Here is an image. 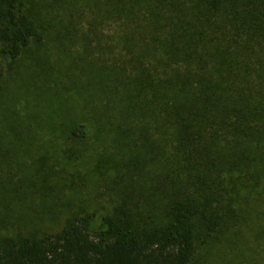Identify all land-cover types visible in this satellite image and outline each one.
<instances>
[{
	"label": "trees",
	"instance_id": "obj_1",
	"mask_svg": "<svg viewBox=\"0 0 264 264\" xmlns=\"http://www.w3.org/2000/svg\"><path fill=\"white\" fill-rule=\"evenodd\" d=\"M33 11L0 0L2 57L15 62L52 35ZM68 19L59 25L81 50L71 68L96 69L100 92L50 125L64 127L69 160L111 137L115 153L98 152L97 169L113 163L112 202L96 228V213L55 231L21 228L10 210L57 172L31 147L32 125L0 113V264H192L198 246L241 233L256 207L262 239L264 0H83ZM20 158L31 175L17 176Z\"/></svg>",
	"mask_w": 264,
	"mask_h": 264
},
{
	"label": "rangeland",
	"instance_id": "obj_2",
	"mask_svg": "<svg viewBox=\"0 0 264 264\" xmlns=\"http://www.w3.org/2000/svg\"><path fill=\"white\" fill-rule=\"evenodd\" d=\"M57 1L59 0H26L34 8V13L55 25L47 30L52 35L42 44L35 42L15 62L0 54V89L9 91L8 110L4 109V113L3 108H0V113L2 116L14 115L24 122L26 128L29 124L32 125L30 133L36 132L37 138L31 140V147H34L36 155H47L48 163L57 172L50 176L45 188L27 190L22 201L10 211L14 212L13 217L21 228L29 225L28 228L41 227L52 231L61 228L72 214L96 213L91 222V226L96 228L101 215L111 205L115 181L113 176L116 172L112 169L113 163L109 158L104 159L101 170L97 169V154L104 152L107 157L113 156L115 145L111 137L106 136L101 144L85 145L82 159L69 160L65 154L67 144L59 136L64 127L51 126L54 122L63 121L71 105L78 104L80 110H84L85 101L96 98L100 92L98 77H95L99 72L96 69L87 71L80 67L72 70L70 60L77 58L81 50L79 43L72 47L70 34L63 28L69 21L71 7L79 6L81 10L83 0H72L71 2L75 1L73 5L69 0ZM60 22L64 24L63 30ZM43 23L47 25L46 22ZM59 32L62 33L61 37L55 35ZM13 71H16L14 75ZM9 75L13 77L2 85V81L9 79ZM89 85L91 86L88 87ZM88 89L91 94H87ZM2 94L0 90V95ZM107 94L115 105L111 91ZM50 137H56L57 143H49ZM20 159H24V172L17 176L31 175L29 159ZM254 203L260 204L261 201L254 200ZM259 209L260 207H256L249 210L248 221L241 233L233 234L231 239L227 235L219 244L198 246L192 264H264V237L260 239L256 234L260 226L257 218Z\"/></svg>",
	"mask_w": 264,
	"mask_h": 264
}]
</instances>
